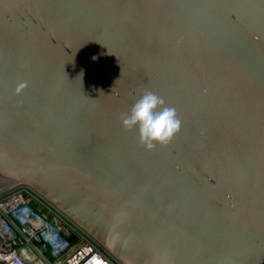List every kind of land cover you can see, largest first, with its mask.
<instances>
[{
    "label": "water",
    "instance_id": "1",
    "mask_svg": "<svg viewBox=\"0 0 264 264\" xmlns=\"http://www.w3.org/2000/svg\"><path fill=\"white\" fill-rule=\"evenodd\" d=\"M148 91L180 121L153 149L120 119ZM18 185L120 264H264V0H0Z\"/></svg>",
    "mask_w": 264,
    "mask_h": 264
},
{
    "label": "built area",
    "instance_id": "2",
    "mask_svg": "<svg viewBox=\"0 0 264 264\" xmlns=\"http://www.w3.org/2000/svg\"><path fill=\"white\" fill-rule=\"evenodd\" d=\"M0 264L120 263L31 187L18 185L0 195Z\"/></svg>",
    "mask_w": 264,
    "mask_h": 264
},
{
    "label": "clouds",
    "instance_id": "3",
    "mask_svg": "<svg viewBox=\"0 0 264 264\" xmlns=\"http://www.w3.org/2000/svg\"><path fill=\"white\" fill-rule=\"evenodd\" d=\"M26 86L25 82L19 87L23 89ZM120 119L126 131H137L139 143L146 149L168 144L180 129L175 108L167 106L162 97L150 91L142 94L129 112L121 114Z\"/></svg>",
    "mask_w": 264,
    "mask_h": 264
},
{
    "label": "rangeland",
    "instance_id": "4",
    "mask_svg": "<svg viewBox=\"0 0 264 264\" xmlns=\"http://www.w3.org/2000/svg\"><path fill=\"white\" fill-rule=\"evenodd\" d=\"M27 199L29 200V202H30L34 207H36V203H35V202H31V200H30L28 197H27ZM62 228H63V230H62L63 234L66 235V237H67L68 239H70V240L73 242V244L76 243V242H77V237L74 236L73 231H72L71 229H68L66 226H63ZM52 260H53V258H51V261H52Z\"/></svg>",
    "mask_w": 264,
    "mask_h": 264
}]
</instances>
